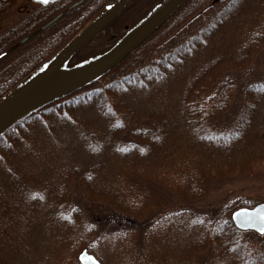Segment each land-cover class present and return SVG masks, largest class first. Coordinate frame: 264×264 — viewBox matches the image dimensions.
<instances>
[{
	"label": "trees",
	"instance_id": "trees-1",
	"mask_svg": "<svg viewBox=\"0 0 264 264\" xmlns=\"http://www.w3.org/2000/svg\"><path fill=\"white\" fill-rule=\"evenodd\" d=\"M19 1L0 0V43L3 42L0 45V53L22 38L34 35L0 62V103L36 74L77 36L89 21L102 12L103 8H107L110 3L117 0H84L82 4L70 10L65 17L43 31H39L41 26L58 14L59 1L28 11L17 9L16 4ZM261 1L263 2V0H189L167 24L116 68L94 82L40 106L11 124L0 134V264H20L17 261V251L19 252L22 247L23 241H20L22 233L16 230L13 222L17 218L22 219L25 213L30 211V198L27 197L29 188L35 185L44 184L43 187L51 185V175L54 173L52 169L54 166L48 158L51 152L24 148L26 144L36 141L35 135L41 120L49 126L51 118H74L76 117L74 111L87 103L99 112L98 120L95 121L92 118L89 123H85V134H81L84 136L81 140L84 141L82 143L89 151L90 159L84 165L72 169L63 176L65 184L72 177L76 180L73 181L78 188L84 189L87 186L84 189L87 190L89 185L79 180L81 173L88 167L97 168L95 171L103 167L102 164L96 166L95 160L92 159L96 151L103 149H109L115 155L117 154V158L125 159L127 165L125 167L113 165L118 170L114 172V175L111 174L108 184L102 188V194H110L117 188H127L130 191L132 188L142 187L143 184L153 183L152 171L158 169L157 167H163L167 156L171 158L173 155L172 159L179 157L183 130H176L181 127V121L174 120L173 117H179L180 111H185L191 116H189L190 122L199 115L203 117L199 105L205 100L203 95L209 93L211 96H208L212 99L217 97L216 100L222 101V111L218 118L217 115L213 116V113L206 111L208 115L206 117L213 118L214 123L225 127L228 120L224 117L223 108L229 106L230 100L247 101V110L256 105L252 103V98L247 99L246 95L251 90H257L258 84L253 82L251 75L254 71L258 72L254 75L260 76L259 69L254 68L253 70L247 67L253 62L252 58L240 63L243 55L238 52V43L233 39L238 33L233 24L237 22L240 29L244 30L248 27L246 19L248 12L253 11L261 17L262 12L264 13V11L260 12L263 9L260 6ZM5 3L6 7H4ZM239 3L242 4V9L238 7ZM236 8L239 10L238 13H236ZM226 12L229 16L228 20L222 19V21L221 17L225 19ZM242 13L244 17H241ZM252 24L253 30L256 31L257 21ZM260 44L264 45V41ZM201 48L204 50L201 51ZM261 49L264 51V46ZM232 87L235 93L221 94L222 91L227 92L226 89ZM262 94L260 97L259 95L255 97L257 102L264 98ZM231 96L234 98L232 99ZM199 97L203 100L198 101ZM99 98L100 101H98ZM237 104L241 105V103ZM172 107L175 109L173 112ZM195 109H198L199 114L195 112ZM241 119L238 124L241 128L239 131L250 127L246 113ZM212 121L210 122L213 125ZM224 127L220 128V131L224 132ZM172 129L175 131H171ZM254 133L251 130L249 137L244 139L235 138L234 135L227 133L215 135V141L200 137L199 148L203 156L198 161V165L192 166L196 169L195 173L198 174L201 171L204 177L210 180L211 173L216 174L214 168H221L223 161L227 163L226 168L229 169L236 153L237 155L247 153L250 146H253L248 143L251 137H254ZM193 134L195 135L190 136L193 140L196 136H201L198 127ZM56 145L61 150L65 149L59 144ZM193 147H195L194 143L190 148ZM158 148H162L160 153ZM109 150L99 153L105 156L106 151ZM122 155L125 156L122 157ZM36 156H40V159L35 158ZM261 157L264 156L260 155L257 159ZM217 171L221 173L220 175L226 173L219 169ZM162 185L165 186L163 183ZM90 187L92 189V186ZM181 194L183 199L192 200L195 205H199V199L204 197L203 191L192 189L190 191V188H187V191H181ZM95 196L93 193L89 200L87 196L85 199L78 200L83 203L84 209H88L89 201L101 200ZM102 201H106L103 195ZM240 206L251 205L242 202L238 207ZM229 207L225 208L222 203L214 208V211L206 212L213 218L221 220L227 236L226 244L219 246L211 242L212 249L208 250L205 245L201 244L203 240H200L197 243L198 250L196 249L197 259L187 261V264H215L217 250L226 258V262L221 264H264V237L254 232H247L248 237L245 240L250 242L253 238L263 244V246L258 245L260 249L256 256L247 257V254L251 256L246 251L248 243L244 245L245 257L236 254L234 240L245 235H243L244 232L234 227L230 219L233 209ZM113 211H115L114 214H108L104 210L103 214L106 215L104 222L117 219V222L112 223V227L120 229L125 218L119 216L122 212H116L117 208ZM88 215V212H84L85 218H88ZM128 224L126 222V227H124L127 232H130ZM139 233L138 237L141 239L145 235L147 237L148 231L145 228ZM149 238L144 240V244H139L136 239L140 256L144 254L150 242ZM201 238L205 240L207 237L202 236ZM167 264L170 263L167 261Z\"/></svg>",
	"mask_w": 264,
	"mask_h": 264
},
{
	"label": "rangeland",
	"instance_id": "rangeland-1",
	"mask_svg": "<svg viewBox=\"0 0 264 264\" xmlns=\"http://www.w3.org/2000/svg\"><path fill=\"white\" fill-rule=\"evenodd\" d=\"M160 1L162 0H137L119 19L114 21L113 25H109L97 38L84 46L74 56L72 64L82 65L89 57H93L103 50L101 46L109 44L108 47H105L106 49L109 48L111 43L123 37L125 33L122 34V32L125 26L132 27L135 25ZM263 2L261 1L260 6L264 9ZM240 3L238 7L242 9ZM263 9L260 12L264 11ZM103 10L105 9L103 8ZM238 11L236 8V13ZM240 15L244 17L243 13ZM225 17V19L221 17V20H228L227 12ZM246 19L248 27H245L244 30L243 28L240 29L237 22L233 24L235 31H238L233 39L238 43V52L243 55V60L240 63L252 58L253 62L249 63L247 67L253 70L254 68L259 69L260 76L254 75V71L251 75L253 82L258 84L257 90H251L246 95L247 99L252 98V103H256V105L247 110V101L230 100L229 106L223 108L224 117L228 120L225 127L219 123H214L213 118L206 117L208 116L206 111L213 113V116L217 115V118L222 111V101L216 100L217 97L212 99L209 97L211 96L209 93L203 95L205 100L201 97L198 100H203L202 104L199 105L200 108L198 107L203 117L199 115L190 122V115L185 111H180L179 117H173L174 120L181 121V127L176 128V130H183L179 157L175 160L172 159V154L171 158L167 156V161L163 167H157L158 169L152 171L153 183L143 184L142 187L132 188L130 191L127 188H117L110 194H102V188L108 184L111 174L114 175V172L118 170L113 165L124 167L127 165L125 159L117 158V154L115 155L109 149H103L101 151L109 150L106 151L105 156L99 153L101 151H96L95 157L92 158L95 160L96 166L102 164L103 167L97 171H95L97 169L95 167H88L81 173L79 180H83L89 185L87 190H84L87 186L84 189L78 188L75 185L76 180L72 177L65 184L63 176L72 169L84 165L90 159L89 151L82 143L84 141L81 140V137L83 139L84 136L81 134H85V123H89L92 118L95 121L98 120L99 112L87 103L74 111L76 116L74 118H51L49 119L51 120L49 126L41 120L35 135L36 141L32 144H26L24 148L27 150H49L51 153L48 158L51 165L54 166L52 168L54 173L51 175L49 187H43V184L29 188L27 197L30 198V211L26 212L22 219L17 218L13 222L16 230L22 233L20 236V241H23L22 247H20L19 252L17 251V261L20 264H75L78 263V254L85 247L89 248L103 264H167V261L170 264H187V261L197 259L196 249L198 250L197 243L200 240H203L201 244L205 245L208 250L212 249L210 247L211 242L219 246L226 244L227 236L221 220L213 218L211 214L208 215L206 212L214 211V208L222 203L225 208L230 205L229 208L234 211V209L239 208L238 206L242 202L250 203L251 206L264 202V157L257 159L260 155L264 156V98L261 99L262 101L259 100L260 102H257L255 98L264 93V51L261 49L264 45L260 44L261 41H264V13L262 12L261 17H259L250 11ZM256 21L257 29L255 31L252 23ZM117 35L120 36L117 38ZM203 50L201 48V51ZM226 90L227 92L222 91L221 94L235 93L234 87ZM220 98L223 99V97ZM231 98L234 97L231 96ZM236 103H241V105H236ZM137 105L139 106L138 103ZM146 107L149 110L147 105ZM171 110L173 112L175 109L172 107ZM195 112H198V109H195ZM245 113L249 117L250 127L239 131L241 128L238 124ZM231 116L233 117L231 118ZM71 119L74 120L70 121ZM210 121L213 122V125ZM52 124L53 126L50 127ZM197 127L201 136H196L193 140L191 137L195 135L193 133L196 132ZM223 127L224 132L220 131V128ZM251 130L257 135L254 133V137L249 140L248 144L253 146H250L247 153L240 155L236 153L229 169L226 168L227 163L223 161L221 168H214L216 174L211 173L212 178L210 180H207L201 171L198 172V178V174L195 173L196 169L192 166L198 165V161L203 156L199 148L200 137L203 136V138L215 141V135L227 133L234 135L235 138L242 137L244 139ZM171 131L175 130L172 129ZM193 143L195 147L190 148ZM39 144L42 145L39 146ZM56 144L65 147V149L61 150ZM158 151L160 153L162 148H158ZM121 154L125 153L121 152ZM124 156L122 155V157ZM35 158L40 159V156ZM218 169L226 173L220 175ZM187 188H190V191L191 189L203 191L204 197L199 199L200 201L198 200L199 205H195L192 200H185L181 197L183 196L181 191H187ZM93 193L96 198L101 200L89 201L88 209H84L83 203L79 202L78 199H85L87 196L89 200ZM102 195L106 201H102ZM76 200L78 203L75 204ZM112 206L114 209L117 208L116 212H122L119 213V216L125 218L120 229L112 227V223L117 222V219L104 222L106 221V215L103 214L104 210L108 214H114L115 211L112 210ZM32 211L34 212L33 215ZM84 212L89 213L88 218H85ZM126 222L129 223L131 233L125 230ZM145 228L148 231L147 237L145 235L140 239L138 237L139 232ZM241 232H244L243 235L245 236H240L238 240H234L235 252L240 257H245L244 245L248 243L246 251L251 256L247 254V257L253 258L260 249L258 245L263 246V244L253 240V238L247 242L245 239L248 237L246 234L248 231L241 230ZM202 236L207 238L205 240L200 239ZM148 237H150V242L144 254L140 256L136 239L139 244H144V240ZM215 256L217 258L215 264L226 262L223 253L218 252V250Z\"/></svg>",
	"mask_w": 264,
	"mask_h": 264
},
{
	"label": "water",
	"instance_id": "water-1",
	"mask_svg": "<svg viewBox=\"0 0 264 264\" xmlns=\"http://www.w3.org/2000/svg\"><path fill=\"white\" fill-rule=\"evenodd\" d=\"M35 1L41 2V0ZM50 1L52 0H48L47 3ZM134 1L118 0L111 4L108 10L104 11L89 27L68 43L44 68L4 99L0 103V134L26 114L84 87L117 67L167 24L189 0H165L127 38L108 53L85 65L69 70L65 69V64L74 54L101 33ZM58 18L59 16L44 27H48ZM25 40H22V43ZM231 220L239 230L254 231L264 236V232L261 231L264 228V202L252 207L243 206L234 210L231 214ZM78 262L80 264H102L87 248L79 253Z\"/></svg>",
	"mask_w": 264,
	"mask_h": 264
},
{
	"label": "flooded vegetation",
	"instance_id": "flooded-vegetation-1",
	"mask_svg": "<svg viewBox=\"0 0 264 264\" xmlns=\"http://www.w3.org/2000/svg\"><path fill=\"white\" fill-rule=\"evenodd\" d=\"M59 1V5H58V8H57V10L59 11L58 12V14H56L54 17H52L50 20H48L45 24H43V26H41V28L39 29V31H43V30H45V29H47V28H49V27H51L52 25H54L55 23H57L59 20H61L63 17H65V15L70 11V10H72V9H74L75 7H77V6H79L80 4H82V2L84 1H82V0H52V1H50L49 3H47V4H44V3H40V2H38V1H35V0H20L17 4H16V6H17V9H19L20 11H24V10H29V9H40V8H42L43 6H46V5H49L50 3H53V2H58ZM80 1H82V2H80ZM78 2H80L78 5H76V6H74V7H72L74 4H76V3H78ZM4 7H6V3H5V5H4ZM72 7V8H71ZM124 14V13H123ZM123 14H121V15H123ZM121 15L118 17V19L121 17ZM57 16H59V18L56 20V21H54L51 25H49L48 27H44L47 23H49L51 20H53L54 18H56ZM114 23V22H113ZM113 23H112V25H113ZM44 27V28H43ZM129 28V26L127 25V26H125L124 27V31L122 32V34H124L125 33V31L127 30ZM34 35V34H33ZM33 35H29V36H26V37H24V38H22L19 42H16L15 44H13L12 46H10L8 49H3V52H1L0 53V62L3 60V59H5V58H7L9 55H10V53L12 52V51H15V50H17L19 47H20V44H25L29 39H30V37H32ZM120 35H117V38L119 37ZM24 39H26L25 40V42H23L22 43V40H24ZM118 41H120V40H115L113 43H111V45H110V47L109 48H105V47H108L109 46V44L108 45H104V46H101V48H103V50H101V51H99V53L98 54H100V52H105V51H109L110 49H112V47H114V45L118 42ZM3 44V42L2 43H0V45H2ZM105 48V49H104ZM98 49V48H97ZM98 54H96V55H98ZM96 55H93V57L94 56H96Z\"/></svg>",
	"mask_w": 264,
	"mask_h": 264
},
{
	"label": "snow or ice",
	"instance_id": "snow-or-ice-1",
	"mask_svg": "<svg viewBox=\"0 0 264 264\" xmlns=\"http://www.w3.org/2000/svg\"><path fill=\"white\" fill-rule=\"evenodd\" d=\"M42 3H47L48 0H41ZM237 215H240L239 213H237ZM262 232H264V228L261 229Z\"/></svg>",
	"mask_w": 264,
	"mask_h": 264
}]
</instances>
